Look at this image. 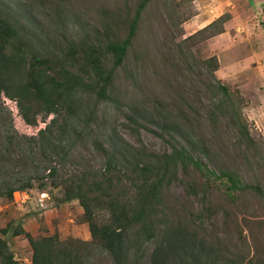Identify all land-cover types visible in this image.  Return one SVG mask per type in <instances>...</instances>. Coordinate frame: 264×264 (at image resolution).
I'll return each mask as SVG.
<instances>
[{"label":"rangeland","instance_id":"obj_1","mask_svg":"<svg viewBox=\"0 0 264 264\" xmlns=\"http://www.w3.org/2000/svg\"><path fill=\"white\" fill-rule=\"evenodd\" d=\"M0 1L25 28L37 33L35 42L43 55L58 63L70 42L83 40L102 46L107 38L124 37L122 21L132 15L139 0ZM223 14L227 15L223 32L211 36L219 26L198 32ZM191 35L193 38L184 41ZM210 57L217 60L214 75L205 61ZM104 61L110 66V55ZM217 83L242 96V114L257 143V153L246 151L238 143L226 117L218 118L215 129L202 120L216 101L217 90L209 86ZM110 91L109 98L98 103L93 120L79 127L83 130L79 135L72 136L73 144L63 161L32 137L53 115L39 112L36 123H28L16 100L0 92V184L17 185L32 178L31 187L19 189L28 191L25 202L17 200L16 194L10 199L0 196V228L10 222L21 223L33 236L57 230L62 240L73 237L90 241L78 201L63 203L50 215L55 200L46 210L36 206L35 193L44 170L57 168V174L49 180L50 187H57L50 194L60 197L65 177L79 174L90 181L100 178L105 156L99 145L107 148L112 136L115 144L124 141L151 154L168 151V138L159 136L155 121L159 123L180 111L187 112L192 123L205 133L204 125H208L209 143L217 154V162L210 168L216 172L218 166L234 170L264 192V0H150L133 47L116 70ZM133 111L137 112L136 122L129 120ZM117 170L113 173L115 192L128 196L132 174L127 167ZM203 180L192 168L179 170L164 193V215L176 224L191 221L218 244L221 253L227 250L229 257L240 259L241 264H264V194L245 191L230 201L223 183L218 180L207 188L202 187ZM96 214L99 221L106 219L101 208ZM5 238L18 264H30L32 247L25 235ZM151 249V243L145 244L140 264H150ZM88 251L85 264H112L109 254L97 244Z\"/></svg>","mask_w":264,"mask_h":264},{"label":"trees","instance_id":"obj_2","mask_svg":"<svg viewBox=\"0 0 264 264\" xmlns=\"http://www.w3.org/2000/svg\"><path fill=\"white\" fill-rule=\"evenodd\" d=\"M149 1L139 0L132 15L125 18L127 21H122L124 37L115 35L107 38L102 46L83 40L70 42L64 58L58 63L43 55L35 42L37 33L25 28L8 6L0 3V92L16 100L20 114L28 123H36L39 112L53 115L32 137L60 161L64 160L73 144L72 136L79 135L83 131L79 127H85L93 120L100 100L109 98L116 70L123 65L133 47ZM226 19L227 15L223 14L198 32L219 26L211 36L221 33ZM191 38L192 35L184 41ZM106 55H110V66L105 64ZM205 61L213 68L211 73L214 75L216 58L210 57ZM209 87L217 90L214 95L216 101L212 102L202 120L205 123L207 120L209 127L215 129L218 118L226 117L236 132L238 143L246 151L257 153V143L250 135L242 114V96L220 83ZM179 113L173 117L164 116L159 123L155 121L161 133L159 136H167L170 150L151 154L124 141L115 144L112 136L107 148L99 145L105 161L98 180L90 181L87 176L79 174L62 180V195L51 197L55 200L52 209L57 210L66 202L78 201L90 241L73 237L62 240L57 230L33 236L21 223L10 222L0 228V264H18L5 238L11 234H24L30 242V264H85L92 244L105 250L112 264H140L144 246L148 243L152 244L150 264H241L240 259L230 258L227 250L221 253L218 244L204 236L203 231L201 233L191 221L172 223L163 213L166 209L164 193L181 169L196 171L204 179L202 187L206 185L209 188L219 180L230 201L245 191L264 194L258 185L244 181L234 170L216 166L217 173L210 168L209 165L216 164L217 154L210 145L208 125H204L205 133L199 125L192 123L193 119L188 118L187 112ZM136 115L137 112L133 111L129 120L136 122ZM122 167L129 168L132 174L129 179L132 189L128 196L115 192L113 173ZM56 174V167L46 168L38 187H48L51 193L57 185L50 187L49 180ZM31 180L28 177L17 185L3 182L0 184V196L13 198L16 189L31 187ZM202 190L204 193L207 191L206 188ZM98 208L105 211L104 221L98 219Z\"/></svg>","mask_w":264,"mask_h":264},{"label":"built area","instance_id":"obj_3","mask_svg":"<svg viewBox=\"0 0 264 264\" xmlns=\"http://www.w3.org/2000/svg\"><path fill=\"white\" fill-rule=\"evenodd\" d=\"M14 192H16L15 198L17 200L25 202L29 198L27 190L17 189ZM34 200H36V206L41 210L48 209L52 204L51 194H50L49 190H46L44 188H37L36 189Z\"/></svg>","mask_w":264,"mask_h":264},{"label":"crops","instance_id":"obj_4","mask_svg":"<svg viewBox=\"0 0 264 264\" xmlns=\"http://www.w3.org/2000/svg\"><path fill=\"white\" fill-rule=\"evenodd\" d=\"M13 194L15 195V194H16V192H13ZM66 203H67V202H66ZM60 206H61V205H60ZM58 209H59V208H58ZM58 209H57V210H58ZM57 210H54V209H53L52 211H49V215H50V213H51V212H53V211H54V213H57ZM49 215H46V217L48 218V217H49Z\"/></svg>","mask_w":264,"mask_h":264}]
</instances>
